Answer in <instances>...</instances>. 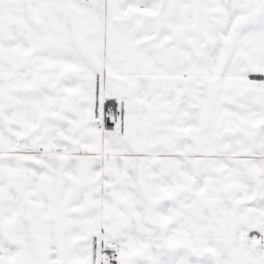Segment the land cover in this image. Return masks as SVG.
Masks as SVG:
<instances>
[{"label": "snow or ice", "instance_id": "snow-or-ice-1", "mask_svg": "<svg viewBox=\"0 0 264 264\" xmlns=\"http://www.w3.org/2000/svg\"><path fill=\"white\" fill-rule=\"evenodd\" d=\"M0 264H264V0H0Z\"/></svg>", "mask_w": 264, "mask_h": 264}]
</instances>
